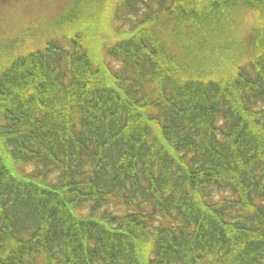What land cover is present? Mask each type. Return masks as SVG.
Masks as SVG:
<instances>
[{"label":"trees","instance_id":"1","mask_svg":"<svg viewBox=\"0 0 264 264\" xmlns=\"http://www.w3.org/2000/svg\"><path fill=\"white\" fill-rule=\"evenodd\" d=\"M22 1L0 264H264V0Z\"/></svg>","mask_w":264,"mask_h":264},{"label":"rangeland","instance_id":"2","mask_svg":"<svg viewBox=\"0 0 264 264\" xmlns=\"http://www.w3.org/2000/svg\"><path fill=\"white\" fill-rule=\"evenodd\" d=\"M23 1L20 3L22 14L30 19V17L34 18L37 14L43 16L53 15L56 13V8L59 7L62 0H32V3L28 8H26V5L22 4ZM17 14L18 11L15 13L7 6H2L0 8V32L12 27L10 25L18 19ZM252 18L251 13L244 14L240 19V28L247 30L252 25Z\"/></svg>","mask_w":264,"mask_h":264},{"label":"bare ground","instance_id":"3","mask_svg":"<svg viewBox=\"0 0 264 264\" xmlns=\"http://www.w3.org/2000/svg\"><path fill=\"white\" fill-rule=\"evenodd\" d=\"M240 158V157H239ZM240 160H243L242 158H240Z\"/></svg>","mask_w":264,"mask_h":264}]
</instances>
